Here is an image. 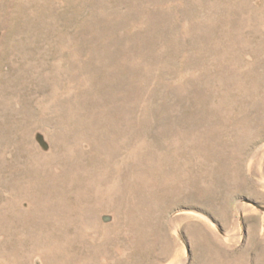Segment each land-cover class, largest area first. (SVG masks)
<instances>
[{"label": "rangeland", "instance_id": "rangeland-1", "mask_svg": "<svg viewBox=\"0 0 264 264\" xmlns=\"http://www.w3.org/2000/svg\"><path fill=\"white\" fill-rule=\"evenodd\" d=\"M0 264H264V0H0Z\"/></svg>", "mask_w": 264, "mask_h": 264}]
</instances>
